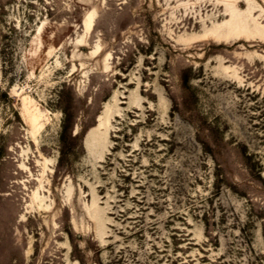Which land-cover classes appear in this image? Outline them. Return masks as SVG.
Instances as JSON below:
<instances>
[{"label": "rangeland", "instance_id": "374dc122", "mask_svg": "<svg viewBox=\"0 0 264 264\" xmlns=\"http://www.w3.org/2000/svg\"><path fill=\"white\" fill-rule=\"evenodd\" d=\"M0 264H264V0H0Z\"/></svg>", "mask_w": 264, "mask_h": 264}, {"label": "bare ground", "instance_id": "6f19581e", "mask_svg": "<svg viewBox=\"0 0 264 264\" xmlns=\"http://www.w3.org/2000/svg\"><path fill=\"white\" fill-rule=\"evenodd\" d=\"M104 124H105L104 121H102V125H104ZM93 134H94V139H95V141H96L99 137L102 136V133H101L100 131H94Z\"/></svg>", "mask_w": 264, "mask_h": 264}, {"label": "trees", "instance_id": "16d2710c", "mask_svg": "<svg viewBox=\"0 0 264 264\" xmlns=\"http://www.w3.org/2000/svg\"><path fill=\"white\" fill-rule=\"evenodd\" d=\"M259 174H260V176H261V171L259 170Z\"/></svg>", "mask_w": 264, "mask_h": 264}]
</instances>
